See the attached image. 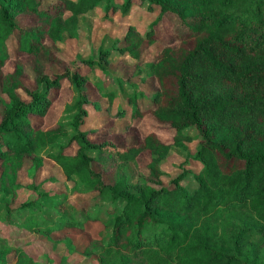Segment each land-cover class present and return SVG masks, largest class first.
Returning <instances> with one entry per match:
<instances>
[{
    "label": "trees",
    "instance_id": "16d2710c",
    "mask_svg": "<svg viewBox=\"0 0 264 264\" xmlns=\"http://www.w3.org/2000/svg\"><path fill=\"white\" fill-rule=\"evenodd\" d=\"M138 1L148 11L157 9L147 28L140 32L130 25L111 42L112 48L100 46L96 58L67 67L57 56L56 43L75 38L80 19L95 15L97 8L103 17L117 10L126 15L132 0H0V193L11 201L20 187L40 193L46 181L37 177L42 160L48 159L65 180L80 185L72 192L90 195L78 206L69 200L72 192L65 193L40 218L30 208L33 201L18 209L8 203L2 208L21 216L34 231L61 233L71 243L79 240L82 254L93 255L94 264H264V0ZM20 16L32 24L21 26ZM165 17L172 19L177 46H162L152 61L143 62V51L156 40L154 26ZM10 38L16 53L27 56L29 74L19 57L13 58L10 71L3 70L10 59ZM112 56L135 60L140 80L155 82L151 94L127 93L120 80L129 119L150 114L172 129L171 143L152 131L118 147L109 140H91L102 130L82 129L87 107L100 104L89 96L87 84L109 103L116 94L91 77L94 69L107 74ZM52 63L59 69L49 70ZM26 77L30 85L24 83ZM62 82L68 84L69 100L55 125L44 129L35 118L46 115L50 93ZM124 112L120 105L114 115ZM64 114L69 124L61 123ZM68 125L73 133L54 150L68 135ZM193 139L197 142L188 159L200 165L190 172L193 185L181 184L188 170L170 186L161 185L160 161ZM139 155L148 157L145 171L137 163ZM24 158L35 167L27 183L18 178ZM129 164L136 171L133 184L125 171ZM103 205L109 206L100 219ZM91 221L104 226L96 237L89 231ZM1 264L32 261L17 252L9 260L2 257Z\"/></svg>",
    "mask_w": 264,
    "mask_h": 264
},
{
    "label": "rangeland",
    "instance_id": "374dc122",
    "mask_svg": "<svg viewBox=\"0 0 264 264\" xmlns=\"http://www.w3.org/2000/svg\"><path fill=\"white\" fill-rule=\"evenodd\" d=\"M123 1V0H119ZM157 9L146 10L144 4H139L138 0H132V6L129 9V12L126 15H122L119 10L115 11L112 15L103 17V12L101 9H96V13L87 14L83 19H80V28L77 31L75 38L64 37L60 42L56 43L58 48L57 56L61 58L67 67H76L81 66V59L86 58H96L98 53V48L103 46L105 48H112L111 42L115 39L122 37L126 28L128 26H134L138 31L142 32L149 24L155 19L157 14ZM18 23L21 26H29L32 24V20L26 16L18 17ZM172 19L171 18H162L154 26L156 32V40L143 51L142 61L148 62L152 61L155 58L156 52L165 45L170 47H176L177 41L172 38ZM8 50L10 53V59L5 63L3 70L10 71L13 68V58L19 57L20 60L24 63L25 71L29 74V61L27 56L24 54H17L15 50V41L13 38L7 40ZM110 67L111 69L107 74H102L98 69H94L91 72L92 80L104 86H110L114 89V96L116 105V110L122 105L126 109L125 115H121L124 119H118L121 121L119 123L120 127H111L114 125L113 114L110 115L108 112V107L111 105L106 98L98 97L97 92L94 88L88 83V94L92 98H96L101 102V112L97 114L100 110L97 105H89L87 110L89 112V117L97 114L96 121L90 120L88 125V116L87 121L83 125L82 129H88L90 126L96 122H100L102 125H108L104 132V126H100L99 130L102 132H95L90 135V138L98 139V142L109 140L112 143H115L118 147H124L130 143H135L138 138L143 137L149 132H155L157 137L165 142H172L173 131L167 126L160 125L156 123L154 118L150 114H145L143 117L131 120L129 119L130 110L129 106L124 101V94L120 90V80L122 81L123 90H128L127 93L132 92V90L143 91L145 94H151L153 87H155V82L152 79H148L146 83L140 80L137 75V66L136 61L127 57V56H112L110 57ZM54 63L49 65V70H58ZM48 71V68L46 69ZM141 75L143 73H140ZM126 79V80H124ZM23 81L26 85L31 84L30 78H23ZM134 83V88L132 84ZM126 86H124V85ZM69 87L67 82H62L61 87L56 92H51L52 104L49 108L46 115L42 118H35L39 125L46 129L53 127L56 120L60 116L62 106L65 102L69 100ZM126 92V91H125ZM2 95L0 94V98ZM99 106V105H98ZM115 110V111H116ZM94 113V114H93ZM91 117V118H92ZM61 123L69 124V116L64 114L62 116ZM86 126V128L84 127ZM192 137L196 135V132L192 129L185 130ZM124 132V133H123ZM73 131L68 125V135L60 138L54 145L53 149L59 145H63L70 134ZM123 134V135H122ZM119 135V136H118ZM92 140V139H91ZM197 140L193 139L191 141L184 142L185 149L173 148L171 149L166 156L160 161L159 168L161 170L159 181L161 185L170 186L171 180L176 178L183 170H188L189 173H186L181 179V184L190 188L194 181L191 177V173L197 172L200 168V165L196 161H191L188 159L190 154H193L195 150ZM74 146L69 147V152L73 151ZM148 157L140 155L137 158V163L143 171L144 165L147 163ZM29 158L23 159V167L18 173V178L21 182L27 183L29 177L33 175L34 164H31ZM97 166H94L96 169ZM126 174L128 175L131 183L133 184L136 181V171L134 166L129 164L125 168ZM191 172V173H190ZM50 177L53 178L50 179ZM48 178V179H47ZM44 180L46 181L42 187L39 188L38 192H32L27 188L20 187L15 192L14 200L11 201L10 197H5L0 193V264L2 262V257L6 260L11 258V255L17 252H20L26 258H30L32 264H94L95 257L93 255H83L82 247L79 240H72V243L63 237L61 233H55L46 235L41 231H34L31 226L27 225L26 221L19 216L16 218L5 211L2 208L4 203H8L10 208H19V205L24 201H33L34 204L30 208L35 211V214L41 217L43 210L48 204H51L53 200H59L61 196L65 193H71L75 187H80L77 182L65 180L61 170L57 165L48 159L42 160V168L37 177V181ZM108 180L107 178L105 179ZM45 193V194H41ZM90 195L81 193L79 191H73L69 195V200L75 205H82L84 202H87ZM109 206V205H108ZM103 205L99 208V211H102L99 214L100 219L105 218L104 209L108 207ZM35 208V209H34ZM102 222V221H101ZM104 230L103 224L99 221H91L89 223L90 234L94 237ZM7 250H10L9 254L5 256Z\"/></svg>",
    "mask_w": 264,
    "mask_h": 264
},
{
    "label": "crops",
    "instance_id": "0c3cea01",
    "mask_svg": "<svg viewBox=\"0 0 264 264\" xmlns=\"http://www.w3.org/2000/svg\"><path fill=\"white\" fill-rule=\"evenodd\" d=\"M95 99V98H94ZM114 100V99H113ZM112 100V102H111V105L108 107L109 109H108V112H109V114L110 115H112L113 116V114L115 113V110H116V105H117V103H115V101H113ZM100 102V101H99ZM101 105V102H100V104H99V106H97V107H99L100 108V110H99V112L97 113V114H99L100 112H101V109H102V107L100 106ZM88 111V110H87ZM89 112L90 111H88V114H89ZM127 112V111H126ZM125 112V113H126ZM125 113H124V115H125ZM94 114V113H93ZM97 114L95 113L94 114V116L92 117V116H90L89 117V115H87L88 116V125H91V124H89L90 122V120H93V122L94 121H96L95 119H97L96 117H97ZM127 114V113H126ZM92 117V118H91ZM122 119L123 121H124V119H123V117L121 116H118V117H114V125H111V127H120V125H119V123L121 122V121H119L118 119ZM86 121H87V118H86ZM86 121L84 122V124L86 123ZM93 125H95V126H90V127H88V129H92V130H99V129H102V128H99L102 124L100 123V122H96V123H94ZM102 126H104V127H106V128H104V129H107V127H109L108 125H105V124H103ZM85 128H86V126H84ZM87 129V128H86ZM123 135V134H122ZM119 136V135H118ZM93 141H95V142H98L97 140L98 139H93V138H91ZM140 156V155H139ZM138 156V157H139ZM142 156H144V155H142ZM137 157V158H138Z\"/></svg>",
    "mask_w": 264,
    "mask_h": 264
}]
</instances>
